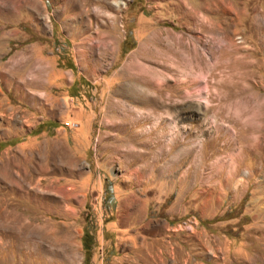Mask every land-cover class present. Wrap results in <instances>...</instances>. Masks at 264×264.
Segmentation results:
<instances>
[{"label": "rangeland", "instance_id": "rangeland-1", "mask_svg": "<svg viewBox=\"0 0 264 264\" xmlns=\"http://www.w3.org/2000/svg\"><path fill=\"white\" fill-rule=\"evenodd\" d=\"M0 35V264H264V0H0Z\"/></svg>", "mask_w": 264, "mask_h": 264}, {"label": "bare ground", "instance_id": "bare-ground-1", "mask_svg": "<svg viewBox=\"0 0 264 264\" xmlns=\"http://www.w3.org/2000/svg\"><path fill=\"white\" fill-rule=\"evenodd\" d=\"M104 1V0H103ZM0 36H2V35H0ZM2 42V37H0V43ZM1 47V46H0ZM136 76V75H135ZM135 78V77H134ZM144 78H146V77H144ZM143 78V79H144ZM153 78V77H152ZM138 79H139V77H138ZM148 79V78H147ZM147 79H145V80H147ZM154 81V80H153ZM133 81H131V83H132ZM144 86H145V90H144V92H143V95H141L140 97H137V98H132V104L133 105H135V104H138V103H140V105L143 107L144 105H149V104H153V106H155V107H158V105H159V102H160V100H161V95H160V93H161V90L160 89H157V93H158V95H152V94H148L147 93V91H149L150 90V87H149V85L148 84H145V83H142ZM151 85H153V84H151ZM158 85V84H157ZM136 86V85H135ZM139 86H141V84L139 85ZM130 87V86H129ZM153 88V87H152ZM129 89V88H128ZM137 89V88H136ZM140 89H141V87H140ZM131 90V89H130ZM127 91V90H126ZM128 92V91H127ZM126 92V93H127ZM133 96V95H132ZM128 97H131V96H128ZM127 98V97H126ZM144 113V112H143ZM145 118V117H144ZM141 121V120H140Z\"/></svg>", "mask_w": 264, "mask_h": 264}, {"label": "trees", "instance_id": "trees-1", "mask_svg": "<svg viewBox=\"0 0 264 264\" xmlns=\"http://www.w3.org/2000/svg\"><path fill=\"white\" fill-rule=\"evenodd\" d=\"M132 36L130 33L127 35V39H125L123 46L128 42V39H131ZM134 44V43H133ZM132 44V46H133ZM52 127H55V124L51 125ZM111 196V195H110ZM92 237L88 235L86 232H84L83 237H82V245H83V250H84V259H83V264H89L90 261V256H91V248H92Z\"/></svg>", "mask_w": 264, "mask_h": 264}]
</instances>
